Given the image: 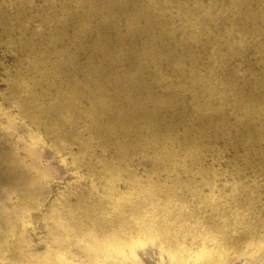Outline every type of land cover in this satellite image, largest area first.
Returning <instances> with one entry per match:
<instances>
[{
    "label": "bare ground",
    "instance_id": "6f19581e",
    "mask_svg": "<svg viewBox=\"0 0 264 264\" xmlns=\"http://www.w3.org/2000/svg\"><path fill=\"white\" fill-rule=\"evenodd\" d=\"M0 133L71 175L0 201V264L264 251V0H0Z\"/></svg>",
    "mask_w": 264,
    "mask_h": 264
},
{
    "label": "rangeland",
    "instance_id": "374dc122",
    "mask_svg": "<svg viewBox=\"0 0 264 264\" xmlns=\"http://www.w3.org/2000/svg\"><path fill=\"white\" fill-rule=\"evenodd\" d=\"M231 114L236 113L231 109ZM11 128L23 138L28 139L26 126L19 121ZM0 133V154L4 150L8 153L0 156V201H9L11 192L33 191L41 194L42 198L49 196L54 190L55 183L70 177L69 168L54 156V148L45 142H37L31 146L32 154L25 158V147L17 142L2 140ZM31 141V139H28ZM9 204V202H8ZM240 253V254H239ZM229 258L225 264H264V251L256 253L239 252ZM150 264H161L157 254L149 257ZM162 264H169L168 260Z\"/></svg>",
    "mask_w": 264,
    "mask_h": 264
}]
</instances>
